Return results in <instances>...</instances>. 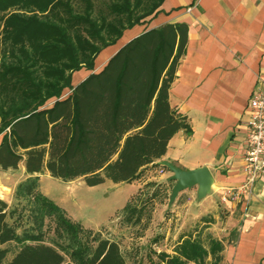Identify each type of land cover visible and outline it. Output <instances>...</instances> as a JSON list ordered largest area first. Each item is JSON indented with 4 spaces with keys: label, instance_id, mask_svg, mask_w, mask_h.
I'll return each mask as SVG.
<instances>
[{
    "label": "trees",
    "instance_id": "obj_1",
    "mask_svg": "<svg viewBox=\"0 0 264 264\" xmlns=\"http://www.w3.org/2000/svg\"><path fill=\"white\" fill-rule=\"evenodd\" d=\"M163 2L0 0V165L18 168L25 160L32 174L17 186L12 206L0 199V264H127L119 241L72 219L34 174L48 169L64 181L84 177L89 186L132 182L150 165L160 166L178 131L191 133L170 103L187 44L185 23L144 31L101 71L73 85L74 72L94 69L104 48L155 16ZM66 89L72 92L61 98ZM141 191L123 208L132 225L146 206L139 205ZM223 249L215 239L208 247L186 237L174 253L156 251L149 261L221 264Z\"/></svg>",
    "mask_w": 264,
    "mask_h": 264
},
{
    "label": "crops",
    "instance_id": "obj_2",
    "mask_svg": "<svg viewBox=\"0 0 264 264\" xmlns=\"http://www.w3.org/2000/svg\"><path fill=\"white\" fill-rule=\"evenodd\" d=\"M168 23L188 26L170 103L187 119L191 133L178 131L157 162L167 160L186 170L206 166L214 182L204 198L198 197L197 186L181 191L169 206L175 184L169 180L172 172L152 164L144 170L150 176L143 177V172L134 180L138 185L134 195L149 182L163 187L155 212L163 221L162 239L172 248L165 251L174 253L186 237L202 239L208 247L215 239L224 245L221 264H264V176L251 193L239 190L246 181L250 102L254 92L264 88V0H164L155 16L126 29L117 47L101 57L113 45L106 47L94 69L74 72L73 85L101 71L133 38ZM71 92L66 89L61 98ZM31 175L25 160L18 168L0 165V199L12 206L17 186ZM34 175L40 176L43 192L41 179L51 176L49 170Z\"/></svg>",
    "mask_w": 264,
    "mask_h": 264
},
{
    "label": "rangeland",
    "instance_id": "obj_3",
    "mask_svg": "<svg viewBox=\"0 0 264 264\" xmlns=\"http://www.w3.org/2000/svg\"><path fill=\"white\" fill-rule=\"evenodd\" d=\"M116 43L112 44L113 47L104 48L106 50L101 57L116 48ZM145 175L150 176V172L145 171L143 177ZM152 183L154 185L147 183L141 188L143 191L139 205L146 203V206L141 222L132 225L126 221L123 208L138 194L134 195L138 190L135 181L115 183L107 179L102 184L89 186L84 177L64 181L52 175H44L41 179L43 192L63 207L72 219L87 228L100 231L105 237L119 241L127 257V264H150L149 258L151 255L155 257L156 251L172 249L170 244L162 239L163 229L160 227L163 221L155 212L156 201L163 197V187ZM154 192H157L155 199L152 198ZM53 236L54 233L50 232L48 240ZM12 246L13 252L9 257L17 250V245Z\"/></svg>",
    "mask_w": 264,
    "mask_h": 264
},
{
    "label": "built area",
    "instance_id": "obj_4",
    "mask_svg": "<svg viewBox=\"0 0 264 264\" xmlns=\"http://www.w3.org/2000/svg\"><path fill=\"white\" fill-rule=\"evenodd\" d=\"M250 107L244 167L246 181L239 189L246 193H251L257 180L264 176V88L254 92Z\"/></svg>",
    "mask_w": 264,
    "mask_h": 264
},
{
    "label": "water",
    "instance_id": "obj_5",
    "mask_svg": "<svg viewBox=\"0 0 264 264\" xmlns=\"http://www.w3.org/2000/svg\"><path fill=\"white\" fill-rule=\"evenodd\" d=\"M159 163L166 166L172 172L169 180L175 182L169 198V206H172L183 190L198 186L199 198H204L211 192L214 178L209 168L206 166L193 170H186L167 160H162Z\"/></svg>",
    "mask_w": 264,
    "mask_h": 264
},
{
    "label": "bare ground",
    "instance_id": "obj_6",
    "mask_svg": "<svg viewBox=\"0 0 264 264\" xmlns=\"http://www.w3.org/2000/svg\"><path fill=\"white\" fill-rule=\"evenodd\" d=\"M112 50H113V49H112ZM112 50H111V51H112ZM111 51H109L108 54L111 53Z\"/></svg>",
    "mask_w": 264,
    "mask_h": 264
}]
</instances>
